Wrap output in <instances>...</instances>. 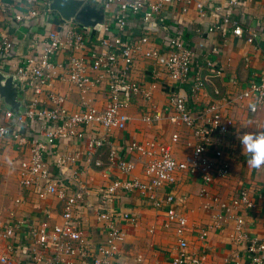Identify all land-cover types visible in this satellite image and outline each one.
<instances>
[{
    "label": "built area",
    "instance_id": "2783aa9c",
    "mask_svg": "<svg viewBox=\"0 0 264 264\" xmlns=\"http://www.w3.org/2000/svg\"><path fill=\"white\" fill-rule=\"evenodd\" d=\"M36 1L22 0L17 11L10 3L0 2V10L15 22L29 23L40 16V11L30 6ZM93 1L103 5L104 14L112 12L109 13L111 22L103 21L99 30L88 31L73 18L61 17L54 27L47 28L38 38L34 37L33 50L17 63L9 62L13 39L8 33H0V72L5 71L3 64L6 61L9 71L17 77L19 90L31 95L25 99L27 101L23 102L19 112L2 105L0 101V142L26 151L25 157L18 163L22 187L56 197L62 202L61 222L53 224L44 222L34 225L25 215L17 216L11 209L7 217L0 221V264H119L125 234L118 219L133 223L137 222V215L130 211L117 212L109 207V203L118 191L135 190L155 208H166L162 226L165 229L174 228L177 237L172 264H218L208 259L205 253L190 250L184 236L188 228L187 218L177 211L178 204L184 203L185 199L180 201L171 188L176 184L177 173L188 170L199 174L202 186L198 192L209 199L204 205L206 209H218L215 214L218 219L232 216L229 213L231 209L252 210L256 207L244 188L237 190L229 201L221 200L208 191L213 181L225 177L230 169L229 160L218 143L234 125L233 119L222 111L223 105L230 104L232 97L220 94L218 98L221 100L205 103L195 115L188 104V96L181 94L177 88L187 84L188 95H195L214 77L221 75L222 68L214 60L219 48L211 46L206 56H198L177 27L167 28L168 31L161 37L160 47L148 45L161 32V25L167 19L166 9L179 4L180 11L186 12L193 4L202 17L210 6V0ZM251 1L230 0L225 9L211 4L217 19L205 28L207 35L217 32L224 36L226 28L230 27L233 35L252 42L261 27L256 25L257 28L245 30L241 21L232 14L233 6ZM42 2L50 11L48 5L51 0ZM131 21L138 22L136 35L125 32ZM138 53L160 64L173 82L165 86L172 111L168 119L190 128L195 141L192 144L188 142L192 150L185 160L173 154L172 144L178 139L177 133L171 135L170 142L158 143L152 139L131 141L125 145L130 153H136L141 158L146 179L140 180L135 176L115 178L101 189L96 217L103 224L104 239L92 246L88 236L81 232L82 224L77 212L88 192L80 178L83 170L77 166L78 154L58 156L53 163L49 156L59 140L84 141L91 126H100L105 133L99 137L96 133L91 136L89 146L110 144L109 133L124 129L129 120L125 111L128 103L123 97L151 98L154 83L150 89H144L131 77V68ZM203 67L208 71L202 72ZM151 76L156 79L158 72L153 70ZM55 80L68 83L81 92L78 109L72 111L66 106V96L56 90ZM101 85H104L107 103L100 109L88 102L86 95ZM214 92L219 95L217 89ZM236 97H253L249 110L256 111L264 102V74L257 79L251 78ZM142 119L151 121L152 116L146 114ZM87 161L91 163L90 159ZM108 162L109 166H116L129 175L135 167L134 161L122 158L113 149L108 154ZM51 164L57 168L56 171L52 170ZM101 164V160H94V165ZM72 185L76 188L72 189ZM164 188L170 191L160 195L158 191ZM261 198L264 199V193ZM13 201L18 204L21 198L15 197ZM234 218L235 228L229 239L235 245L244 242L245 264H264V234L249 236L242 216L236 214ZM215 227L221 228V224L216 223ZM206 234L207 229H200L199 239L205 238ZM15 241L26 243L19 242L16 248ZM21 246L23 251L17 254ZM137 261L155 264L144 261L142 254H138ZM232 264H240L239 259L236 258Z\"/></svg>",
    "mask_w": 264,
    "mask_h": 264
},
{
    "label": "crops",
    "instance_id": "0c3cea01",
    "mask_svg": "<svg viewBox=\"0 0 264 264\" xmlns=\"http://www.w3.org/2000/svg\"><path fill=\"white\" fill-rule=\"evenodd\" d=\"M230 0H210L204 16H199L197 9L191 4L186 12L180 11V5L166 9L167 19L161 25V32L150 40L149 46L160 47L161 37L168 31L167 28L177 27L182 30L186 42L194 49L198 56H206L211 46H217L219 53L214 56V60L221 66L222 73L208 82L205 87L195 95H188L187 84L179 85L181 94L188 96V104L195 115L199 114L200 108L221 95H230L231 103L223 105V113L231 117L234 121L233 127L219 141L223 147L224 156L229 160L230 169L228 174L222 178H216L208 187L209 192L218 196L221 200L229 201L237 192L244 188L248 192L249 198L254 201L256 207L252 210L231 209L229 217L218 219L215 214L218 209L208 210L205 203L209 201L207 197L201 196L200 191L202 180L198 173L188 170L177 173L176 184L171 188L176 197L184 203L177 206V211L187 218L188 228L185 231V239L189 242L192 251L205 253L208 259L215 260L218 264H232L238 258L240 264L246 263L245 244L241 242L235 245L229 235L235 228L234 215L240 214L244 220V226L249 236H260L264 234V167L253 169L247 164L248 156L242 153V146L237 139V134L243 132L264 131V102L256 111H250L249 107L253 103V97L240 99L236 97L246 88L251 78H258L264 74V0H253L241 3L232 7L233 17L241 21L244 29L261 27L257 31V36L252 42L245 41L244 37L233 35L230 27L226 28L225 35L215 32L207 35L205 28L216 21L217 14L212 5H220L228 8ZM0 2L10 3L15 11L22 5V0H0ZM50 4V3H49ZM31 8L40 11V16L32 19L29 23H18L0 10V33H8L13 39L14 46L10 55L9 62L17 63L26 53L33 50L34 37H39L47 28L54 27L61 18L51 8L47 11L42 0L30 5ZM17 9V10H16ZM20 10V9H19ZM105 12L104 21H110V14ZM111 22V21H110ZM138 22L131 21L126 27V33L136 35L138 32ZM257 25V26H256ZM84 28V27H83ZM225 37V39H224ZM5 65L6 73L11 75L8 65ZM1 63V62H0ZM158 72V77L153 79L152 71ZM205 67L202 72H207ZM131 77L138 81L144 89H151V98L148 100L142 97L127 100L125 108L129 115V120L124 129L113 130L110 132V144L101 146H89V138L97 134V137L105 133L102 127L91 126L86 134L84 141L65 140L57 141L53 146L52 154L49 159L52 161L58 156H68L78 154L77 166L81 167V180L87 186L88 192L79 210V220L81 222V232L88 236L94 246L97 242L104 239L103 224L97 219L96 211L99 202V192L110 181L115 178H128L135 176L140 180H145L143 162L136 153H130L126 146L131 141H147L154 139L158 143L171 141V135L177 133L178 139L172 144L173 154L181 159H187L192 150L191 144L195 141L192 137L191 129L182 123L169 121L171 106L168 101L167 89L173 82L168 78L163 67L152 60L143 58L141 53L135 55L134 63L131 68ZM18 83V82H17ZM56 90L65 95L66 106L70 110H76L80 106L81 92L74 86L60 80H55ZM219 91V95L214 90ZM18 99L20 109L23 102L30 98L19 90ZM107 95L104 85L94 89L86 95L88 102L104 108L107 103ZM2 105L5 103L0 100ZM7 107V106H6ZM146 114L152 116L151 121H145L142 117ZM155 115L157 117L155 118ZM93 128V129H92ZM239 129V133H237ZM188 142L191 143L188 145ZM113 149L119 156L134 161L135 167L130 175L121 171L116 166H109L108 154ZM26 151L17 149L14 145L7 142H0V165L3 174L9 170L16 176L17 192L15 197H20L21 202L15 204L12 201L10 209H13L17 216H26L32 224L40 223H59L61 222L62 202L56 197L42 195L21 186L19 180V161L25 157ZM90 159L89 163L87 160ZM101 160L100 166L94 165V160ZM11 165H13L11 167ZM52 165V164H51ZM10 167L12 169H10ZM52 165V170L56 171ZM76 186L72 185V189ZM170 189H161L158 192L164 195ZM13 198V199H14ZM110 208L119 211H130L137 215V222L130 223L118 219L120 227L123 229L125 238L120 247L119 264H144L137 261L138 254H142L144 261L155 264H172L171 259L176 253V234L174 228L165 229L162 222L166 217V208H155L146 200L138 190L131 192L118 191L116 196L109 203ZM8 212L3 219L7 217ZM221 224V228H216L215 224ZM207 229L205 238L199 239L200 229ZM19 242L15 241L16 248ZM26 243V241H23ZM22 242V243H23ZM23 243V244H24ZM22 244V246H23ZM17 251L22 253L23 248ZM20 251V252H19ZM206 264V263H201Z\"/></svg>",
    "mask_w": 264,
    "mask_h": 264
},
{
    "label": "water",
    "instance_id": "95a60500",
    "mask_svg": "<svg viewBox=\"0 0 264 264\" xmlns=\"http://www.w3.org/2000/svg\"><path fill=\"white\" fill-rule=\"evenodd\" d=\"M63 19L73 18L88 31L99 30L104 21L103 5L93 0H51L48 5ZM17 77L0 72V97L7 107L19 112Z\"/></svg>",
    "mask_w": 264,
    "mask_h": 264
},
{
    "label": "clouds",
    "instance_id": "9594fccd",
    "mask_svg": "<svg viewBox=\"0 0 264 264\" xmlns=\"http://www.w3.org/2000/svg\"><path fill=\"white\" fill-rule=\"evenodd\" d=\"M239 131L237 129V133ZM237 139L242 146V153L248 156L247 164L257 170L264 167V131H245L237 134Z\"/></svg>",
    "mask_w": 264,
    "mask_h": 264
},
{
    "label": "rangeland",
    "instance_id": "374dc122",
    "mask_svg": "<svg viewBox=\"0 0 264 264\" xmlns=\"http://www.w3.org/2000/svg\"><path fill=\"white\" fill-rule=\"evenodd\" d=\"M12 166L13 165H11V167ZM11 167L10 169H12ZM16 192V176H13L10 170L7 173L3 174L2 169L0 168V221H2L4 215L10 209L11 203L15 196L14 194Z\"/></svg>",
    "mask_w": 264,
    "mask_h": 264
}]
</instances>
